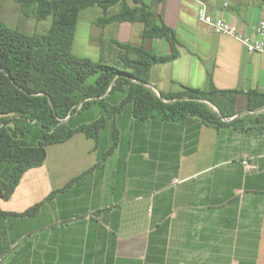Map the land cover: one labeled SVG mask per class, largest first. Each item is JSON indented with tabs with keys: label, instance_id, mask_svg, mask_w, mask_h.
<instances>
[{
	"label": "crops",
	"instance_id": "1",
	"mask_svg": "<svg viewBox=\"0 0 264 264\" xmlns=\"http://www.w3.org/2000/svg\"><path fill=\"white\" fill-rule=\"evenodd\" d=\"M141 2L180 44L177 59L151 69L149 88L160 96L206 90L211 80L242 92L235 115L215 127L192 116L140 121L123 112L98 142L80 132L48 146L44 165L23 176L11 199L0 196L7 214L0 216V264H264V112L251 110L247 96L264 94V53H249L199 20L205 8L238 34L264 41L255 35L264 0ZM102 16L99 6L81 12L79 56L117 61L115 42L171 53L165 39L142 38V23L100 26ZM38 204L37 214L23 215Z\"/></svg>",
	"mask_w": 264,
	"mask_h": 264
},
{
	"label": "trees",
	"instance_id": "2",
	"mask_svg": "<svg viewBox=\"0 0 264 264\" xmlns=\"http://www.w3.org/2000/svg\"><path fill=\"white\" fill-rule=\"evenodd\" d=\"M14 1L29 18H52V26L45 33L28 35L0 21V162L11 165L7 176L0 175L2 199H11L23 176L44 165L48 146L64 143L80 132L98 142L108 120L123 112L129 111L140 121L184 122L192 116L215 127L221 125L222 117L235 115L236 98L242 92L219 90L211 80L206 90L182 87L179 93L160 96L149 88L151 69L177 59L180 44L174 31L141 0H135L140 3L136 8L127 0ZM95 6L103 10L98 25L142 23V38L165 39L171 53L158 56L143 46L115 42L116 66L76 55L73 46L80 14ZM114 7L119 11L109 13ZM115 92L125 97L118 105L106 106ZM247 96L251 110L264 108V94L251 91ZM93 104L102 105L106 115L71 128L76 113ZM211 105L219 114L211 110ZM35 128L39 132L33 139L30 135ZM42 205L23 215L37 214ZM5 215L0 210V216Z\"/></svg>",
	"mask_w": 264,
	"mask_h": 264
},
{
	"label": "rangeland",
	"instance_id": "3",
	"mask_svg": "<svg viewBox=\"0 0 264 264\" xmlns=\"http://www.w3.org/2000/svg\"><path fill=\"white\" fill-rule=\"evenodd\" d=\"M0 21L6 24L8 27L18 30L24 34L32 35L35 33H45L52 26V18H48L44 21H37L33 18H29L22 14L20 6L14 0H2L0 2ZM76 39V38H75ZM106 43V42H105ZM73 51L76 55H84V50L79 51L78 45L75 47V41L73 46ZM78 55V56H79ZM82 57V56H80ZM102 61L111 65H117L116 60L111 57L102 58ZM124 94L122 92H115L112 96L106 101V106H115L118 105L123 100ZM238 97L236 98V100ZM237 102V101H236ZM237 104V103H236ZM211 110L215 114H219V110L211 105ZM129 111H126V113ZM106 115L105 109L100 104H93L90 107L76 113L70 122L71 128L77 127L78 125L92 122L97 120L99 117ZM113 126L109 125L106 131H103L101 138V145L105 142V136L109 129H112ZM39 129L35 128L31 133V138L36 139L38 137ZM11 165L9 163L0 162V175L2 177L7 176Z\"/></svg>",
	"mask_w": 264,
	"mask_h": 264
},
{
	"label": "built area",
	"instance_id": "4",
	"mask_svg": "<svg viewBox=\"0 0 264 264\" xmlns=\"http://www.w3.org/2000/svg\"><path fill=\"white\" fill-rule=\"evenodd\" d=\"M199 20L205 23L215 34L229 35L241 42L249 53H264V41L255 39L251 36H244L238 34L237 31L229 25L224 19H215L209 16L202 8L199 11ZM255 35L264 37V21L255 28ZM264 112V108L261 109ZM242 164L248 170H254V165L250 162V159H245Z\"/></svg>",
	"mask_w": 264,
	"mask_h": 264
}]
</instances>
